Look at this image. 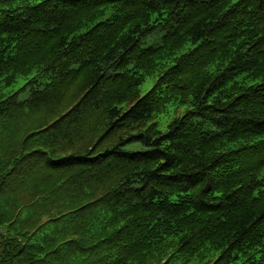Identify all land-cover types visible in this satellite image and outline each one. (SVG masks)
Wrapping results in <instances>:
<instances>
[{
  "label": "trees",
  "instance_id": "16d2710c",
  "mask_svg": "<svg viewBox=\"0 0 264 264\" xmlns=\"http://www.w3.org/2000/svg\"><path fill=\"white\" fill-rule=\"evenodd\" d=\"M193 260L264 264V0H0V264Z\"/></svg>",
  "mask_w": 264,
  "mask_h": 264
},
{
  "label": "rangeland",
  "instance_id": "374dc122",
  "mask_svg": "<svg viewBox=\"0 0 264 264\" xmlns=\"http://www.w3.org/2000/svg\"><path fill=\"white\" fill-rule=\"evenodd\" d=\"M161 35H162V30L157 29L156 31L149 33L143 39L142 44L146 45V44H150V43L159 42L161 40ZM156 76H157L156 74H152V75H148L147 76V78L140 85V92L141 93H144L148 88H150L153 85V83H154V81L156 79ZM25 81H26V78L24 76H19L17 78V80L12 85H9V86L5 87L6 92H10V91L15 90V89L18 90L20 88V86L25 83ZM28 93H29L28 87L25 88V89H22L19 92V97L20 98H24V97H26L28 95ZM190 105L191 104H182V105H179V107H177L174 110L172 108L173 107V103H171L168 106V110L166 112H164V113L159 114L158 117H157L159 119V121H160V127L162 129H166L168 121H170L177 114H182L185 111V109L187 107H189ZM143 146H144V144H142L139 141L128 142V143L125 144V147H127V148H140V147H143ZM189 264H200V262L193 260V261L189 262Z\"/></svg>",
  "mask_w": 264,
  "mask_h": 264
}]
</instances>
